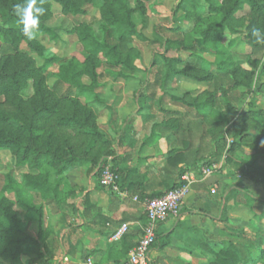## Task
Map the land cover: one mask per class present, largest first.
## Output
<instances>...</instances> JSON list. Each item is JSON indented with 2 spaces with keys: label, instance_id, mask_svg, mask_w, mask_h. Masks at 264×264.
Wrapping results in <instances>:
<instances>
[{
  "label": "trees",
  "instance_id": "16d2710c",
  "mask_svg": "<svg viewBox=\"0 0 264 264\" xmlns=\"http://www.w3.org/2000/svg\"><path fill=\"white\" fill-rule=\"evenodd\" d=\"M52 1L43 0L46 13L41 17L39 33L57 40L55 29L48 24ZM54 1L65 14L84 15V4L93 0ZM152 1L136 0L134 8L129 0H103L99 33L86 22L72 30L83 46V60L76 57L58 60L46 57L44 47L36 39L24 36L16 17V6L23 0H0V103L5 95L24 93L29 80H33L38 95V101L31 103L29 115L21 112L14 116L0 111V149L9 150L15 165L25 168L20 181L6 173L0 186V264H23L21 256L27 245H46V239L55 234L52 227L44 228L46 206L53 212L79 215L104 226L109 224L108 236L128 220H138L144 227L147 215L140 211L143 201L165 195L185 184L182 179L185 174L200 173L202 165L219 161L221 146L228 136L233 140L228 144L230 153L236 149L245 152L244 147L249 153L242 160L229 155L226 161L243 177L264 182V109L258 106L264 99L261 89L264 86V43L252 35L256 28L264 32V0H246L250 11L243 31L238 29L236 21L245 0H190L191 8L184 16L189 28H172L174 35L165 40V50L153 62V81L147 87L153 91L141 95L144 96L141 106L144 124L150 125V134L143 139V145L173 134L177 146L168 151L158 167L147 166L143 172L138 166L128 165L133 158L130 151L119 155L110 150L104 157H112L119 175V188L128 193L125 201L138 215L131 213L122 219L109 217L91 202L88 192L70 183L67 171L71 167H85L86 175L99 177V185L104 188L100 175L106 160L94 150L98 143L110 147L111 141L100 129L94 107L107 106L102 94L105 80H129L139 71L137 63L142 59V51L134 40L149 39L139 28L135 14H139L145 25L146 6ZM227 33L232 35L228 43L225 41ZM240 34L247 46L246 66L237 63L233 51ZM170 51H174V55ZM33 53L43 58L40 67L34 64ZM204 53L214 57L213 63L206 61ZM47 76L54 79L51 93L56 101L52 104L43 93ZM177 76L206 82L208 87L196 96L189 92L183 96L168 94L165 87ZM85 77L90 79L89 83L84 81ZM167 96L183 109H166ZM245 96L249 100L243 108L240 104ZM154 99L155 104L149 105L148 101ZM158 111L163 113L162 121H157ZM44 119H53L57 127L83 134L84 140L76 146L69 135H58L41 124ZM110 119H115L113 109ZM148 159L141 157L139 163L146 164ZM110 194V210H114L122 200L116 193L110 191ZM247 194L251 207L259 208L254 204L257 198L248 191ZM79 199L83 200L82 211L77 204ZM30 214L40 228L37 238L23 223ZM143 227L128 230L120 240L125 245L131 237L142 236ZM222 236L221 241L209 249L208 264H264V230L252 233L237 229ZM138 241L129 243L123 254H128ZM58 242L56 236L53 244Z\"/></svg>",
  "mask_w": 264,
  "mask_h": 264
},
{
  "label": "crops",
  "instance_id": "0c3cea01",
  "mask_svg": "<svg viewBox=\"0 0 264 264\" xmlns=\"http://www.w3.org/2000/svg\"><path fill=\"white\" fill-rule=\"evenodd\" d=\"M178 77L185 76H177L174 79ZM202 83L203 86L198 93L208 87V83ZM157 90L159 94L160 90ZM152 91L153 88H147L144 92L150 94ZM140 93L138 98H135L132 88H123L116 91L117 97L112 102L106 100L107 106L95 107L105 110L106 126L119 133L116 153L122 155L128 151L132 152L133 158L128 165L138 166L143 172L146 171L147 166L158 167L163 163L166 154L177 146V142L175 136L169 134L152 144L143 145V139L150 134V125L144 124V112L141 111L144 96ZM155 102L156 99L149 100L148 104L154 105ZM164 107L183 109L169 96L164 101ZM111 109L114 110L115 119H110ZM162 120L163 113L158 111L157 121ZM144 126L148 127L145 129ZM141 157L149 158L146 164L139 163ZM76 168L85 172V167ZM191 173L194 180L189 195L181 203L177 213L170 215L158 225L157 241L150 250L151 264H208L209 249L221 241V193L229 185V176L221 169L211 176H204L201 172H189ZM81 179L83 181L73 185L82 187L85 193L88 192L91 202L100 206L105 215L116 219L128 217L131 213L138 215L137 210L129 207V202L125 201L127 192L126 196H120L122 200L120 206L110 210V191L102 188L86 173ZM82 201V199L77 201L80 211L84 209ZM140 211L145 212L143 206ZM32 217L33 215L30 214L29 218H24L23 223L27 231L37 238L40 228ZM44 220V228L52 227L55 234L46 239V245L41 243L40 246L25 247V253L43 255L39 259L32 257L31 263L26 264H84L88 259H92L94 264H121L132 250L128 254H123L128 244L138 241L141 237H131L124 245L120 239L113 238L115 233L108 236L109 224L104 226L91 220L86 221L79 215H70L62 211L53 212L49 206L45 207ZM125 223H129V231L143 227L138 220H128ZM54 236L58 237L57 245L53 244Z\"/></svg>",
  "mask_w": 264,
  "mask_h": 264
},
{
  "label": "rangeland",
  "instance_id": "374dc122",
  "mask_svg": "<svg viewBox=\"0 0 264 264\" xmlns=\"http://www.w3.org/2000/svg\"><path fill=\"white\" fill-rule=\"evenodd\" d=\"M132 7H136V0H129ZM202 1V0H199ZM104 3L103 0H93L92 2H86L84 8L86 14L71 15L65 14L59 3L52 1V16L50 17L48 24L55 29L58 35L57 40H51L49 36L39 33L36 39L38 43L44 47V54L46 57H56L58 60L70 59L76 57L83 60V46L79 41L76 33L72 32L74 28L78 25L86 22L93 25L97 33H99V21L101 18V9ZM243 10H241L237 16L236 26L239 30L243 31L245 28L244 22L246 20L247 12L250 11V3L248 1L243 2ZM191 8L190 0H153L146 6V24H142V19L138 13L135 14L136 22L143 31V33L148 37L147 41H140L138 39L134 40V44L140 47L142 51V59L138 61L139 71L130 80H114L109 78L105 80V86L102 89L103 97L112 102L116 97V91L122 90L123 88L130 87L134 90V97L138 98V93L145 94V90L148 87V83L153 81V71L155 70L153 62L160 56V53L165 50V45L163 44L168 37L174 35L173 27L179 26L183 29L189 28L190 24L184 18L185 13ZM1 24V21H0ZM232 35L227 33L225 41L231 39ZM238 43L234 48V56L238 64L246 66L244 53L247 51L246 44L242 41V34L238 35ZM2 39L0 37V44ZM174 51H170L171 55H174ZM184 57H187V53H182ZM206 61L213 63L214 57L209 53H204L202 55ZM32 59L36 67L43 65V58L39 57L36 53L32 54ZM53 70V69H51ZM86 83L90 82L88 77L84 78ZM54 79L47 76L46 83L44 84L43 93L46 96L48 103H55L56 97L51 93V88L53 86ZM203 86L202 82L196 81L190 77H178L176 80L170 81L165 90L168 94H173L176 96H183L187 92L191 95L196 96L200 93L199 89ZM199 87V88H198ZM33 80H29L24 93L15 95L9 94L3 97L0 103V111H4L11 115H18L23 112L25 114H30L32 109V102L38 101V95L35 94ZM264 90V86L261 87ZM203 92V91H202ZM248 96H245L241 101V107L246 108L248 103ZM142 101V100H141ZM143 103V102H142ZM258 106L264 109V99H261ZM64 109V107H63ZM97 114V123L100 129L105 135L110 139L111 146L97 144L94 152L100 155L102 160H106L105 155L107 151L115 150L117 151V140L119 133L110 130L105 121L107 119L105 110L100 107H94ZM136 110V108H135ZM162 117V114H159ZM41 124H45L47 129L53 130L55 133L69 135L71 141L76 146L80 145L84 140V135L70 129H61L57 127L53 119H44ZM232 139L228 136L225 145L221 146L222 156L220 160L222 161L224 155H231L230 157L234 159H244L249 153L247 147H244L245 152L240 149H236L229 152V145ZM227 158V157H226ZM219 160V161H220ZM25 168H20L15 165V158L9 150L0 149V186L4 182V174L11 173L13 177L20 181L22 179L23 172ZM84 170H79L76 167H71L67 171V177L71 184L80 183L83 181L81 177L85 175ZM221 171L229 176V185L221 193V239L223 238L222 233L227 231H233L237 229H246L252 233L258 230H264V182H257L251 179H247L241 175V173L236 170L231 163L227 162L226 159L221 166ZM94 182L99 183V177H92ZM250 192L252 197L257 198L255 205H259V208H252L248 202V194ZM9 197H13L9 195ZM43 256L39 253H24L21 256V261L23 264L28 262L31 263L32 257H37L38 259Z\"/></svg>",
  "mask_w": 264,
  "mask_h": 264
},
{
  "label": "built area",
  "instance_id": "2783aa9c",
  "mask_svg": "<svg viewBox=\"0 0 264 264\" xmlns=\"http://www.w3.org/2000/svg\"><path fill=\"white\" fill-rule=\"evenodd\" d=\"M231 143L233 140L230 141ZM227 155L223 160L215 161L209 165H202L200 172L204 176H211L221 169ZM119 175L113 167L112 157L106 159L101 175L100 184L117 195L126 196L125 191H121L118 185ZM182 179L185 184L171 189L165 195L158 198H148L143 201L144 211L147 215V223L143 227V234L137 245L130 251L128 257L121 264H151L150 250L157 239V229L160 222L165 221L170 215L178 212L181 203L186 199L191 191V183L194 180L193 174H185ZM213 192L215 190L213 189ZM137 200V198H134ZM129 223H123L115 232L113 238L119 240L129 230ZM83 264V263H80ZM84 264H94L92 259H88Z\"/></svg>",
  "mask_w": 264,
  "mask_h": 264
},
{
  "label": "clouds",
  "instance_id": "9594fccd",
  "mask_svg": "<svg viewBox=\"0 0 264 264\" xmlns=\"http://www.w3.org/2000/svg\"><path fill=\"white\" fill-rule=\"evenodd\" d=\"M42 3L43 0H23L22 4L16 6L17 23L22 26L23 34L29 40L38 38L41 17L46 13ZM252 35L258 42L264 43L261 29H253Z\"/></svg>",
  "mask_w": 264,
  "mask_h": 264
}]
</instances>
